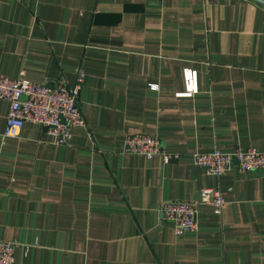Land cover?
<instances>
[{"label": "crops", "instance_id": "crops-1", "mask_svg": "<svg viewBox=\"0 0 264 264\" xmlns=\"http://www.w3.org/2000/svg\"><path fill=\"white\" fill-rule=\"evenodd\" d=\"M83 77L84 126L0 134V238L19 264H263L264 171L218 176L195 150H264V6L254 0H0V73ZM195 91L183 94V69ZM150 84H155L150 87ZM7 101L0 99V133ZM146 132L168 153L118 152ZM222 192L175 234L159 205Z\"/></svg>", "mask_w": 264, "mask_h": 264}, {"label": "built area", "instance_id": "built-area-1", "mask_svg": "<svg viewBox=\"0 0 264 264\" xmlns=\"http://www.w3.org/2000/svg\"><path fill=\"white\" fill-rule=\"evenodd\" d=\"M83 71L77 66L74 80L67 84L57 78L50 82H38L22 76L9 77L0 73V99L7 101L2 136L18 135L24 122L40 125L52 137L54 143L66 142L69 127L84 126L85 121L78 101ZM185 89L183 94L195 91V74L189 68L183 69ZM155 84H150L154 87ZM118 152L142 155L150 158L161 154L166 159L168 153L161 151L158 140L146 132H132L123 136ZM191 161L207 174L218 176L228 170L233 163L240 170L264 171V150L255 147L234 146L229 151L217 148L195 150L190 153ZM224 199L222 192L213 187H201L197 196L190 200L163 202L158 209L163 219L169 220L175 234L193 231L196 228V206L208 204L218 213ZM16 243L0 238V264H19L13 251ZM264 264V263H263Z\"/></svg>", "mask_w": 264, "mask_h": 264}, {"label": "water", "instance_id": "water-1", "mask_svg": "<svg viewBox=\"0 0 264 264\" xmlns=\"http://www.w3.org/2000/svg\"><path fill=\"white\" fill-rule=\"evenodd\" d=\"M254 1L264 6V0H254Z\"/></svg>", "mask_w": 264, "mask_h": 264}]
</instances>
